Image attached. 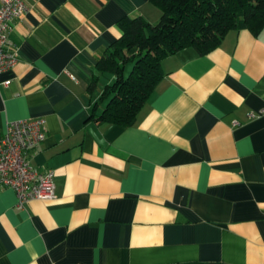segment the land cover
<instances>
[{
    "label": "crops",
    "instance_id": "obj_1",
    "mask_svg": "<svg viewBox=\"0 0 264 264\" xmlns=\"http://www.w3.org/2000/svg\"><path fill=\"white\" fill-rule=\"evenodd\" d=\"M22 1L8 34L17 62L0 73V138L11 121L45 120L27 154L54 171L56 197L18 208L0 185V264H264V28L165 57L135 121L107 125L91 116L112 80L97 59L121 18L157 22L160 8Z\"/></svg>",
    "mask_w": 264,
    "mask_h": 264
},
{
    "label": "trees",
    "instance_id": "obj_2",
    "mask_svg": "<svg viewBox=\"0 0 264 264\" xmlns=\"http://www.w3.org/2000/svg\"><path fill=\"white\" fill-rule=\"evenodd\" d=\"M152 1L161 10L160 19L121 18L120 37L97 59L96 69L112 76L91 108V116L103 124L135 121L162 78L165 57L184 48L205 54L232 29L247 28L256 35L264 28V0ZM96 78L93 76L92 86Z\"/></svg>",
    "mask_w": 264,
    "mask_h": 264
},
{
    "label": "built area",
    "instance_id": "obj_3",
    "mask_svg": "<svg viewBox=\"0 0 264 264\" xmlns=\"http://www.w3.org/2000/svg\"><path fill=\"white\" fill-rule=\"evenodd\" d=\"M26 10L22 0H0V73L17 62L16 47L8 34L13 21L22 17ZM7 83L1 81L0 85L7 86ZM248 116L255 114L250 112ZM45 133L44 119L28 118L9 122L0 138V185L15 191L18 208H23L30 200L56 197L54 171L40 170L27 154L44 140Z\"/></svg>",
    "mask_w": 264,
    "mask_h": 264
}]
</instances>
